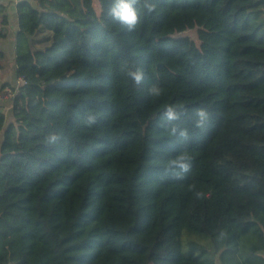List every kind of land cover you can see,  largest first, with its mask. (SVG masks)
<instances>
[{
  "label": "trees",
  "instance_id": "16d2710c",
  "mask_svg": "<svg viewBox=\"0 0 264 264\" xmlns=\"http://www.w3.org/2000/svg\"><path fill=\"white\" fill-rule=\"evenodd\" d=\"M17 18L0 264H264V0H23Z\"/></svg>",
  "mask_w": 264,
  "mask_h": 264
},
{
  "label": "rangeland",
  "instance_id": "374dc122",
  "mask_svg": "<svg viewBox=\"0 0 264 264\" xmlns=\"http://www.w3.org/2000/svg\"><path fill=\"white\" fill-rule=\"evenodd\" d=\"M1 28V26H0ZM180 36H189L192 38L198 45L200 41L197 36V29L188 30L179 34ZM0 38V49H1ZM6 49L9 51L11 42L7 44L4 43ZM1 51V50H0ZM3 69L0 71V110L4 111L7 115V124L13 120V99L15 98L16 92L20 89L21 85L16 81L15 70L13 68V62H10L8 57L5 55L2 59ZM186 240L189 241V237H186Z\"/></svg>",
  "mask_w": 264,
  "mask_h": 264
},
{
  "label": "crops",
  "instance_id": "0c3cea01",
  "mask_svg": "<svg viewBox=\"0 0 264 264\" xmlns=\"http://www.w3.org/2000/svg\"><path fill=\"white\" fill-rule=\"evenodd\" d=\"M23 0H0V4H3L7 7V13L9 16V36L6 39H3L1 41V51L8 57L10 62H13V68L15 70V37L16 33L18 31V18H17V4ZM11 42V46L9 51L6 49V46L4 43ZM16 81H18V78L16 77Z\"/></svg>",
  "mask_w": 264,
  "mask_h": 264
},
{
  "label": "clouds",
  "instance_id": "9594fccd",
  "mask_svg": "<svg viewBox=\"0 0 264 264\" xmlns=\"http://www.w3.org/2000/svg\"><path fill=\"white\" fill-rule=\"evenodd\" d=\"M133 2H135V0H133ZM119 7H120V11L115 13L116 18L119 19L122 24L127 25L129 29L135 27L136 24L139 22V17L137 15V12L132 8L130 4L127 3L121 2ZM152 10L153 9L149 7L148 11L151 12ZM133 76L137 83H139L142 79V74L140 73L133 74ZM199 114L201 116L204 115L203 112H200ZM169 115L170 118H172L171 112L169 113ZM53 139H55V137H53ZM181 166L184 167L185 171H187L186 165H181Z\"/></svg>",
  "mask_w": 264,
  "mask_h": 264
},
{
  "label": "built area",
  "instance_id": "2783aa9c",
  "mask_svg": "<svg viewBox=\"0 0 264 264\" xmlns=\"http://www.w3.org/2000/svg\"><path fill=\"white\" fill-rule=\"evenodd\" d=\"M18 82H19V84L21 85V87H22L24 84H26V81H25L24 79H22V78H19V79H18Z\"/></svg>",
  "mask_w": 264,
  "mask_h": 264
}]
</instances>
